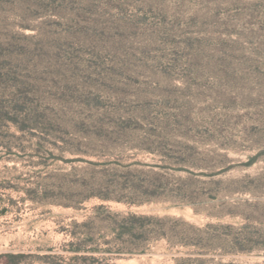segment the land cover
I'll return each mask as SVG.
<instances>
[{"label":"rangeland","instance_id":"obj_1","mask_svg":"<svg viewBox=\"0 0 264 264\" xmlns=\"http://www.w3.org/2000/svg\"><path fill=\"white\" fill-rule=\"evenodd\" d=\"M2 93L24 115L21 131L0 122V255L74 264L72 222L128 210L25 200L24 189L70 170L63 160L170 155L197 174L178 172L174 185L200 198L156 213L213 240L209 264H264V249L231 243L264 231V217L251 218L264 216V0H0ZM187 252L164 241L106 264H177Z\"/></svg>","mask_w":264,"mask_h":264},{"label":"trees","instance_id":"obj_2","mask_svg":"<svg viewBox=\"0 0 264 264\" xmlns=\"http://www.w3.org/2000/svg\"><path fill=\"white\" fill-rule=\"evenodd\" d=\"M7 95H0V122L11 123L21 131L20 122L24 110L19 104L8 101ZM73 153L90 155L80 150ZM63 161L71 165L68 172L48 173L43 182L24 189V199L42 205L74 209H78L79 204L99 199L121 203L128 208L127 211L114 214H90L82 223L73 221L74 231L70 232L73 240L69 243V252L73 256L70 262L106 264L109 260L107 256H142L165 241L169 248L178 246L188 251V257L177 260V264H209V261L203 259L206 256L203 249L212 247L213 240L201 237L202 230L182 218L156 213L157 209L168 212L185 204L196 205L195 201L200 198L198 190L174 185L175 174L178 172L197 175L180 166L181 163H190L188 158L167 155L163 164H145L119 157L92 161L79 156ZM145 206L150 207V211L133 210ZM262 217L261 214L251 216L259 223ZM231 243L239 252L264 249V231L245 234ZM98 254L105 257L102 262L96 257ZM28 258L29 255L24 253H12L0 255V262L24 264ZM60 260L62 264H69L63 258Z\"/></svg>","mask_w":264,"mask_h":264}]
</instances>
